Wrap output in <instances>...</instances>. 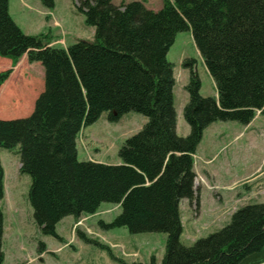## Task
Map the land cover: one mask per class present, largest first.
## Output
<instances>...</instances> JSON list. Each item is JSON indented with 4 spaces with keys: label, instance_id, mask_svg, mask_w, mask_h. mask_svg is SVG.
<instances>
[{
    "label": "trees",
    "instance_id": "16d2710c",
    "mask_svg": "<svg viewBox=\"0 0 264 264\" xmlns=\"http://www.w3.org/2000/svg\"><path fill=\"white\" fill-rule=\"evenodd\" d=\"M113 1L77 0L75 9L94 37L62 49L48 47V36L25 35L9 15V0H0V57L16 63L26 55L44 74L32 113L0 120V149H16L19 171L30 179L35 225L42 236L61 241L56 227L63 219L93 216L108 203L121 212L109 224L100 221V228L165 235L162 260L151 257L149 264H264V202L239 208L225 227L191 246L180 240L179 212L182 200L199 204L193 155L203 132L219 121L246 126L257 111L264 115V0H163L157 12L135 0ZM39 2L54 8V0ZM188 29L217 98L200 95L194 62L185 60L190 76L182 115L189 134L179 137L173 66L166 56L175 35ZM9 74H0V86ZM131 112L146 123L118 150L120 165L77 159L84 128L104 113L114 123ZM3 180L0 162V201ZM3 221L0 208V264ZM76 234L119 264H142L116 258L109 246ZM44 251L39 242L38 252Z\"/></svg>",
    "mask_w": 264,
    "mask_h": 264
},
{
    "label": "rangeland",
    "instance_id": "374dc122",
    "mask_svg": "<svg viewBox=\"0 0 264 264\" xmlns=\"http://www.w3.org/2000/svg\"><path fill=\"white\" fill-rule=\"evenodd\" d=\"M76 1L54 0V8L49 11L39 0H35L37 7L29 2L30 7L25 4L21 7L19 0H9L8 11L13 22L25 35L48 36L50 39L48 45L54 43L51 47L66 49L74 45L77 39H91L93 35L89 36L86 28L92 30L91 27L85 24L83 15L76 11ZM121 1L114 0V4L118 5ZM135 1L142 2L147 10L153 12L159 11L163 2V0ZM53 15L57 22L53 21ZM49 24L55 28H48ZM56 38H61L65 44L57 46ZM22 58L23 56L14 63L9 58L0 57V74L10 73L0 86V120L28 117L33 111L31 106L38 98L35 94H41L42 87L44 90L41 65L36 62L29 63L26 58ZM166 58L173 66L175 79L174 109L178 116L176 133L179 137L183 135L186 137L189 134V127L182 113L188 101L184 87L188 83L190 70L185 69L182 63L185 60L194 62L193 70L201 83V96L211 97L214 95L215 87L195 47L190 29L175 35ZM6 83L10 84V88L1 92V87ZM145 123L146 118L137 113L125 114L114 123L108 120L106 113L102 114L94 124L81 131L77 140V159L80 162L91 161L103 165L119 162L118 150L124 141L138 133ZM211 159L212 163L215 162L214 179L206 176L201 169L210 164L211 162L207 160ZM0 162L4 171L3 199L0 201V208L5 218V225L3 223L5 258L2 264H23L28 260L32 264H77L82 260H92L95 264H119L105 251L81 242L77 237V230L97 239L101 244L112 247L116 258L128 262L138 261L142 264H149L151 257L157 262L162 260L164 234L130 235L123 228L104 230L99 227L100 221L109 224L121 212L118 206L108 203L102 204L95 215L82 217V221L75 220L70 234L69 232L63 234L65 245L62 244L63 240L60 237L61 241L42 236L34 223L33 210L27 200L30 179L19 171L17 150L0 149ZM253 168L255 171L251 172ZM193 169L195 173L193 193L199 199L200 192L201 218L199 204L196 206L195 202L184 200L185 206H182L181 210L184 213L185 235H181V240L186 246H191L198 239L206 238L225 227L231 215L239 208L264 202V115L256 112L252 122L246 126L232 121L211 124L203 132L201 142L197 146L193 156ZM186 202L191 209L187 208ZM211 212L214 214L212 223L205 219ZM123 231L128 241H135L136 244H128L127 239L118 235ZM111 232L116 234L113 233V236ZM110 239H116L113 242L117 245L111 243ZM39 242L45 246L42 253L38 252ZM54 244L56 247H62V252L48 251ZM72 245L81 247V250L76 254ZM123 252L126 254L124 257L121 256ZM48 254L57 257H49L42 263Z\"/></svg>",
    "mask_w": 264,
    "mask_h": 264
},
{
    "label": "crops",
    "instance_id": "0c3cea01",
    "mask_svg": "<svg viewBox=\"0 0 264 264\" xmlns=\"http://www.w3.org/2000/svg\"><path fill=\"white\" fill-rule=\"evenodd\" d=\"M19 2H20V5H21V7H23L24 5L23 4H25V5H27V6H29L28 5V2H29V4H34L36 7H37V2H35V0H19ZM113 3H114V1H113ZM30 7V6H29ZM8 9H9V6H8ZM53 21H56V18L54 17V15H53ZM57 22V21H56ZM42 22H40V24H41ZM54 25V24H53ZM41 26H42V24H41ZM48 28H52V27H54V26H50V24H49V26H47ZM55 28V27H54ZM57 29V28H56ZM60 29V28H59ZM86 29H88L87 31H88V34H89V36L91 35V34H93L94 35V29L93 28H91L92 30H90V28H86ZM92 35V38L91 39H77L78 41H92L93 40V36ZM57 39V46H61V44L62 43H64L65 44V42H64V40H62L61 38H56ZM78 41H76V42H78ZM75 42V43H76ZM74 43V44H75ZM54 43H50L49 45H48V47H51L52 45H53ZM55 47V46H54ZM56 48H63V47H56ZM27 59V57L26 56H23V58L22 59ZM10 84H8V83H6V84H4L2 87H1V92H5L6 90H7V88H10V86H9ZM175 87V86H174ZM42 91H43V87H42V90H41V93H42ZM173 91H174V89H173ZM40 94V93H39ZM39 94H35L37 97L39 96ZM204 96V95H203ZM202 96V97H203ZM36 97V98H37ZM173 97H174V99H175V96H174V94H173ZM206 98V97H205ZM211 98H217V94H216V90H215V88H214V95H212L211 96ZM32 107V110H33V107H34V104H33V106H31ZM31 110V111H32ZM32 112H30V114H31ZM30 114H28V115H30ZM176 114V126H175V132H176V130H177V121H178V116H177V113H175ZM26 118V117H25ZM177 134V133H176ZM178 136V135H177ZM181 137H185L184 135L183 136H181ZM212 161H213V159H211V160H207V162H211L210 164H208V165H206V166H204V167H202L201 169H202V171L204 170V173H205V175L206 176H209L211 179H214V177H215V173H214V170H215V167L213 166V164H215V162H213L212 163ZM97 163V162H96ZM121 163H120V161L119 162H117V163H114L113 165L114 166H116V165H120ZM255 168V167H254ZM253 168V169H254ZM251 170V172L252 171H255V169L254 170ZM198 200H200V192H199V199ZM185 201L184 200H182L181 202H180V205H179V212H180V218H181V223H182V228H183V232H182V235H185V226L183 225V216H184V213H183V210H181V207L182 206H185ZM186 204H187V208H189L190 206H189V204H188V202H186ZM119 208V207H118ZM189 209H191V208H189ZM199 210H200V215H199V218H201V209H200V204H199ZM3 215H4V213H3ZM213 217H214V214L211 212L205 219L206 220H208V222H210V223H212L211 221L213 220ZM82 218V217H81ZM80 218V219H81ZM198 218V219H199ZM74 222H75V220L72 218V217H67V218H65V219H63L58 225H57V227H56V232H57V235L63 240V243L62 244H66V240H65V238H63V234L64 233H66V232H69V234H70V231H71V228H72V226H73V224H74ZM3 223H4V225H5V218H4V221H3ZM5 226H3V228H4ZM60 229H62L61 231H60ZM4 230H5V228H4ZM62 231H64V232H62ZM112 234L114 233V232H111ZM187 233L189 234V232H188V230H187ZM114 234H116V233H114ZM114 234H113V236H114ZM118 235H121V237L122 238H125V239H127L126 241H128V238H127V236H126V233H125V231H123L122 233H120V234H118ZM3 236H4V233H3ZM111 240V239H110ZM114 240H116V239H114ZM114 240H111V243H113L114 245H117V243H115V242H113ZM180 240H181V238H180ZM181 242H182V240H181ZM128 244H131V245H134V244H136V242L135 241H128L127 242ZM183 243V242H182ZM3 244H4V237H3ZM184 244V243H183ZM72 247H73V249H74V251H75V253L77 254L80 250H81V247H74L73 245H72ZM53 249V250H52ZM51 250V252L52 251H54V250H56L57 252L58 251H61L62 252V247H56L55 246V244L51 247V248H49V250L48 251H50ZM55 251V252H56ZM65 252V251H64ZM63 252V253H64ZM3 253H4V258H5V252H4V249H3ZM113 253V252H112ZM49 257H54V258H56L57 256H54V255H50V254H48L44 259L45 260H42V263H45V261H46V259L47 258H49ZM29 258H30V256H29ZM28 260V259H27ZM25 263H28V264H32V263H29V260H28V262H25ZM25 263H23V264H25ZM17 264V263H16ZM77 264H95L92 260H86V261H80L79 263H77Z\"/></svg>",
    "mask_w": 264,
    "mask_h": 264
},
{
    "label": "built area",
    "instance_id": "2783aa9c",
    "mask_svg": "<svg viewBox=\"0 0 264 264\" xmlns=\"http://www.w3.org/2000/svg\"><path fill=\"white\" fill-rule=\"evenodd\" d=\"M122 256H126V254H124V252L122 253ZM133 257H135V255H133Z\"/></svg>",
    "mask_w": 264,
    "mask_h": 264
}]
</instances>
